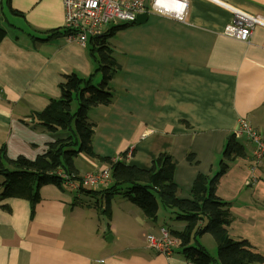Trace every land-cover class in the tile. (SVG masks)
Here are the masks:
<instances>
[{
    "label": "crops",
    "instance_id": "1",
    "mask_svg": "<svg viewBox=\"0 0 264 264\" xmlns=\"http://www.w3.org/2000/svg\"><path fill=\"white\" fill-rule=\"evenodd\" d=\"M186 1L184 21L149 12L145 23L109 33L120 70L110 83L112 103L88 112L93 148L141 169L170 155L179 196L191 198L197 175L219 171L234 136L244 156L230 164L216 194L230 204L229 235L264 256V166L254 161L255 144L235 134L241 120L264 132V27L256 26L248 42L224 34L233 21L230 8L264 18V0ZM0 28L6 32L0 40V152L34 159L68 136L40 125L34 113L61 97L68 75L95 73L92 41L82 47L63 36L64 0H0ZM74 168L83 178L109 165L80 153ZM76 181L43 186L34 213L28 200L0 199V264H190L180 245L167 257L146 243L162 229L184 231L173 210L168 215L160 204L151 221L122 195L107 204L102 191L111 183L84 191ZM207 235L200 243L216 252Z\"/></svg>",
    "mask_w": 264,
    "mask_h": 264
},
{
    "label": "trees",
    "instance_id": "2",
    "mask_svg": "<svg viewBox=\"0 0 264 264\" xmlns=\"http://www.w3.org/2000/svg\"><path fill=\"white\" fill-rule=\"evenodd\" d=\"M113 29L117 30V27L90 39V54L97 65L95 73L87 79L74 73L68 75L60 86L61 97L52 99L43 111L34 113L39 124L49 131L66 130L71 134L49 143L46 151L34 159L22 155L10 159L5 148L0 152V199L28 200L34 213L35 205L41 200L40 190L45 185L62 188L67 179L72 182L77 180L80 189L86 191L87 188L81 185L82 178H77L74 168V159L84 153L109 165L111 179L108 185H111L102 191L107 204L113 197L122 195L146 218L156 221L159 199L164 208L174 211L177 220L186 223L184 231L174 232L173 235L179 239L181 252L190 264H264V256L248 241L235 240L229 235L228 227L233 221L230 204L216 194L219 180L227 173L230 164L244 156V148L234 136L227 141L219 171L213 177L197 175L191 198H180L175 182L177 164L168 154H161L151 168L141 169L122 161L112 162L110 158L95 153V125L88 120V112L112 103L110 83L120 70L108 42ZM68 34L69 31H66L63 36ZM5 35V30L0 28V40ZM97 74L101 75L98 85L94 84ZM75 102L78 107L73 111ZM188 161L197 164L194 155H189ZM205 234L215 240L217 258L210 256L200 243V237Z\"/></svg>",
    "mask_w": 264,
    "mask_h": 264
},
{
    "label": "built area",
    "instance_id": "3",
    "mask_svg": "<svg viewBox=\"0 0 264 264\" xmlns=\"http://www.w3.org/2000/svg\"><path fill=\"white\" fill-rule=\"evenodd\" d=\"M147 1H149L148 8L145 7ZM64 8L65 29L70 33L68 37L85 47L90 39L102 35L108 27L136 24L138 17L144 13L154 12L184 21L188 2L186 0H64ZM230 9L233 21L224 29L226 36L248 42L256 26L264 27L262 16L251 15L235 8ZM2 92L0 88V98ZM235 134L245 136L255 144L254 161L264 166V132L253 128L246 120H241ZM110 179V168L100 169L84 176L81 185L98 188L107 185ZM67 183L74 182L67 179ZM146 243L150 249L167 257H171L180 245L179 239L171 235L167 229H162L158 236H148Z\"/></svg>",
    "mask_w": 264,
    "mask_h": 264
},
{
    "label": "rangeland",
    "instance_id": "4",
    "mask_svg": "<svg viewBox=\"0 0 264 264\" xmlns=\"http://www.w3.org/2000/svg\"><path fill=\"white\" fill-rule=\"evenodd\" d=\"M98 77L101 79V75H100V74L98 75ZM94 84L98 85V84H97V81H96V78H95V80H94ZM72 110H73V111H76V110H77V102H75V103L73 104ZM70 134H71V133L68 131V135H70ZM98 171H99V170H98ZM96 172H97V171H96ZM158 201H159V203L161 204V201H160L159 199H158ZM104 203H105V202H103V205H104V207H105L106 204H104ZM161 205H162V204H161ZM94 206L97 207V204L94 203ZM162 207H164V206L162 205ZM163 209H166V208H163ZM166 211H168L167 214L170 212L169 209H166ZM168 215H169V214H168ZM168 215H167V216H168ZM174 217H176V216L174 215ZM207 236H208V238H206L205 241H206V242H209V244H211V245H212V244L215 245V241H214L213 237H212L211 235H207ZM205 244H207V243H205ZM205 244H204V245H205ZM205 246L207 247V248H206V247H205V248H206L207 252L209 253V255L212 256V257H214V258H216V257H217V251H216V252H215V251H211L212 249L210 250V249H209L210 247H209L208 245H205Z\"/></svg>",
    "mask_w": 264,
    "mask_h": 264
},
{
    "label": "water",
    "instance_id": "5",
    "mask_svg": "<svg viewBox=\"0 0 264 264\" xmlns=\"http://www.w3.org/2000/svg\"><path fill=\"white\" fill-rule=\"evenodd\" d=\"M149 1L146 2L145 7L148 8ZM148 19V13H144L138 17L137 24H143Z\"/></svg>",
    "mask_w": 264,
    "mask_h": 264
},
{
    "label": "bare ground",
    "instance_id": "6",
    "mask_svg": "<svg viewBox=\"0 0 264 264\" xmlns=\"http://www.w3.org/2000/svg\"><path fill=\"white\" fill-rule=\"evenodd\" d=\"M167 7H168V8H170V6H169V5H167ZM252 127H253V126H252ZM253 128H255V127H253ZM255 129H257V128H255ZM257 130H260V129H257ZM260 131H261V130H260ZM262 132H263V131H262ZM262 166H263V165H262Z\"/></svg>",
    "mask_w": 264,
    "mask_h": 264
}]
</instances>
